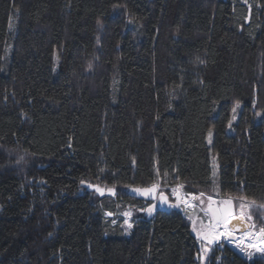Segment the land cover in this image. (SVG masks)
I'll return each instance as SVG.
<instances>
[{"label":"trees","instance_id":"obj_1","mask_svg":"<svg viewBox=\"0 0 264 264\" xmlns=\"http://www.w3.org/2000/svg\"><path fill=\"white\" fill-rule=\"evenodd\" d=\"M154 183L264 228V0H0V264H264L148 215Z\"/></svg>","mask_w":264,"mask_h":264},{"label":"snow or ice","instance_id":"obj_2","mask_svg":"<svg viewBox=\"0 0 264 264\" xmlns=\"http://www.w3.org/2000/svg\"><path fill=\"white\" fill-rule=\"evenodd\" d=\"M202 63V62H201ZM91 67V65H89ZM236 107H239V104H237ZM236 107L232 109L233 113L236 112ZM233 119H235V116H233ZM229 126H231V121L229 122ZM209 136H211V133H209ZM157 175H159V171H157ZM215 175V173H213ZM85 181L81 180V184H84ZM89 187H94L95 191L100 193L101 195H104L105 191L114 194L113 189H103L96 185H88ZM159 187V184L154 183L151 188H144V189H134L133 191L145 196H152L153 199H155V193ZM173 192H176V189H173ZM161 199L167 200V197L164 196L162 193ZM205 194L200 193L199 197H203ZM199 197H194V199H198ZM207 210L206 215L209 217L207 224H205L203 221L200 222L199 227H197V222L195 220L192 221L193 224V231L196 232L198 238H201L202 240H205L208 242V244H212L220 238L222 235H226L228 238L232 237L233 230L239 231L241 227L244 225L246 220H251L250 215V208L253 204H255V201H252L250 203H246L247 197H240V205H239V214H237L235 210V201L233 198H226L221 201H214L212 196L207 197ZM187 203V201H185ZM201 203L203 204L204 201L201 200ZM215 205V206H214ZM175 206V205H173ZM156 205H152L149 208L145 209L149 214L152 213V211L155 209ZM249 209V212L246 213L245 209ZM107 216L113 215L111 212L105 213ZM123 215L127 218L131 217V212H125ZM191 219V218H190ZM233 221L236 223L233 224ZM124 224L127 225V229H130L132 227V224L129 222V219H125ZM249 228L254 227V225H248ZM126 229V230H127ZM245 236L255 237L259 236L261 240H264V228H261L259 230V233L251 232V231H245ZM261 252H264V249H258ZM208 252V249H203V253L206 256Z\"/></svg>","mask_w":264,"mask_h":264},{"label":"rangeland","instance_id":"obj_3","mask_svg":"<svg viewBox=\"0 0 264 264\" xmlns=\"http://www.w3.org/2000/svg\"><path fill=\"white\" fill-rule=\"evenodd\" d=\"M241 107V104H239V107H236V112L235 113H233V115H232V119H231V126H229V128H230V130L232 129V126H233V124L237 121V119H238V116H239V113H238V110H239V108ZM233 116H235V119H233ZM212 141H213V132H211V136H208V142H209V144L211 145L212 144ZM211 161H212V169H213V173H215V175H213L215 178H217V176H218V172H219V166H218V159H217V156L215 155V154H211ZM177 188V189H176ZM176 188H174V189H176V190H180V187L178 186V187H176ZM179 188V189H178ZM199 196V194H197L196 196H195V194H186L185 195V199L183 198V203L185 204V205H187V207H185V205L183 204L182 205V207L180 208L182 211H183V213H184V215H185V217H186V220H187V222L189 221L190 222V218H191V216H193V215H195L194 213H196L197 211L196 210H194L195 209V207H197L196 205H197V202H196V200L197 199H194V197H198ZM212 197H214V196H212ZM216 198V197H215ZM221 199H223V198H217V200L219 201V200H221ZM185 201H187V203H185ZM215 201V200H214ZM246 203H250L249 201H246ZM237 206L236 207H239V205H240V202L238 203V204H236ZM155 210V209H154ZM154 210L152 211V213H154ZM237 210H239V209H237ZM245 211H246V213L247 212H249V211H247V209H245ZM148 213V212H147ZM151 213V214H152ZM151 214H149L148 213V215H150L151 216ZM250 215H251V220H248V221H250L251 223L253 222V216H252V214L250 213ZM131 218V217H130ZM129 218V219H130ZM194 218V217H193ZM192 218V219H193ZM252 230H254V229H250V230H248V231H252ZM196 233V232H195ZM197 235V234H196ZM200 240V239H199ZM200 243L201 244H203V242H202V239H201V241H200ZM250 243V244H249ZM248 244V247H245V246H238L237 244H234L233 243V246H234V248L236 249V250H238L240 253H242V254H244V255H246V256H252V255H254V254H256L257 255V253H258V255L259 254H264V252H261V251H259L258 249H264V240H261L259 237L258 238H256V239H253L252 241H250ZM204 249H205V247H204Z\"/></svg>","mask_w":264,"mask_h":264},{"label":"water","instance_id":"obj_4","mask_svg":"<svg viewBox=\"0 0 264 264\" xmlns=\"http://www.w3.org/2000/svg\"><path fill=\"white\" fill-rule=\"evenodd\" d=\"M89 184L99 186L103 189H109V188H106L105 186H102L99 184H92V183H88V182H85L84 184H82V186L85 187L89 192H94L97 196H99L101 198H104L105 196H108V197H114L115 196L116 190L112 187H110V188L113 189L114 194L105 191L104 195H101L100 193L95 191L94 187H89L88 186ZM147 188H151V187H147ZM139 189H144V188H139ZM161 193L167 197L166 201L161 199V195H160ZM132 194L141 200L154 202V205H156L155 210L164 211V212H168V211L174 210L176 208H180L182 206V203H183V198H182V195L180 192H177L176 195L174 196V200H171L170 195L168 193L159 192V187H158L156 193L154 194L155 199H153L152 196L140 195L134 191L132 192ZM224 199H226V198H223L221 200H224ZM173 205H175V206H173ZM245 226H248V224H245ZM245 226H242L239 231L233 230L232 238L230 237L229 239L234 240L236 238V234L242 233L243 229H245L244 228Z\"/></svg>","mask_w":264,"mask_h":264},{"label":"crops","instance_id":"obj_5","mask_svg":"<svg viewBox=\"0 0 264 264\" xmlns=\"http://www.w3.org/2000/svg\"><path fill=\"white\" fill-rule=\"evenodd\" d=\"M174 193V192H173ZM209 195H207V194H205L203 197H199L197 200H196V202H197V207H195V209L194 210H196L197 212L196 213H194L195 215H193V216H191V220H190V222L188 221V224H189V226H190V228H191V230L193 229V224H192V221L193 220H195L196 222H197V227H199V224H200V222L201 221H203L205 224H207V222H208V219H209V217L205 214L206 213V210H207V203H208V201H207V197H208ZM201 200H203L204 201V203L202 204L201 203ZM213 200H215V201H218L217 200V198H215V197H213ZM220 201V200H219ZM215 206V205H214ZM237 209H239V207H236V204H235V210H236V212H237V214H239V210H237ZM247 209V208H246ZM247 211H249V209H247ZM194 217V218H193ZM193 218V219H192ZM192 232H193V234H194V236L199 240V241H201V238H198V236L196 235V233L192 230ZM251 232H255V233H259V231L258 230H252ZM244 233L245 232H242V233H240V234H236V238L234 239V240H231V239H229L226 235H222V236H220V238L218 239V241H216V242H219V241H225V242H227V243H229L230 245H232L233 246V243L234 244H237L238 246H245V247H248V245L250 244L249 242L250 241H252L253 239H256V238H258L259 236H255V237H250V236H245L244 235ZM202 242H203V244L204 243H207V241H205V240H202ZM216 242H214V243H216ZM249 243V244H248ZM205 247V246H204ZM234 247V246H233Z\"/></svg>","mask_w":264,"mask_h":264},{"label":"bare ground","instance_id":"obj_6","mask_svg":"<svg viewBox=\"0 0 264 264\" xmlns=\"http://www.w3.org/2000/svg\"><path fill=\"white\" fill-rule=\"evenodd\" d=\"M175 188H176V187H175ZM173 189H174V188H172V189L170 190L171 192L168 193V194L170 195V199H171V200H174V196L176 195L177 192H180V193H181L182 198L185 197V194H182V192H181L180 190H176V192L173 193ZM176 189H177V188H176ZM178 189H179V188H178ZM159 192H161V191H160V188H159ZM166 193H167V192H166ZM195 196H196V195H195ZM184 199H185V198H184ZM146 202L150 203V205H149L148 207L154 205V202H151V201H146ZM245 222H246V223H244L243 226H245V224L252 225V223H251L250 221H248V220H246ZM233 223L235 224L236 222L233 221ZM244 228H245V229H243V232L248 231V230L251 229V228H249L248 226H245ZM231 238H232V237H231Z\"/></svg>","mask_w":264,"mask_h":264},{"label":"built area","instance_id":"obj_7","mask_svg":"<svg viewBox=\"0 0 264 264\" xmlns=\"http://www.w3.org/2000/svg\"><path fill=\"white\" fill-rule=\"evenodd\" d=\"M186 207H187V205H186Z\"/></svg>","mask_w":264,"mask_h":264}]
</instances>
